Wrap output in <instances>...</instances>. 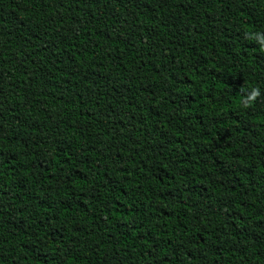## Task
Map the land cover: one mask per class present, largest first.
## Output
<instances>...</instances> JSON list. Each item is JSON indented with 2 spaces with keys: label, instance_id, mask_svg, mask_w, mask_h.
I'll return each mask as SVG.
<instances>
[{
  "label": "trees",
  "instance_id": "16d2710c",
  "mask_svg": "<svg viewBox=\"0 0 264 264\" xmlns=\"http://www.w3.org/2000/svg\"><path fill=\"white\" fill-rule=\"evenodd\" d=\"M0 264H264V0H0Z\"/></svg>",
  "mask_w": 264,
  "mask_h": 264
}]
</instances>
